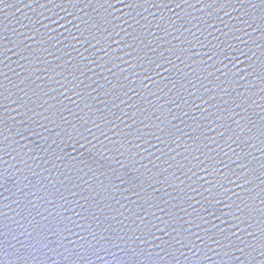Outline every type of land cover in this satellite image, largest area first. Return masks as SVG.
<instances>
[{
    "label": "water",
    "instance_id": "water-1",
    "mask_svg": "<svg viewBox=\"0 0 264 264\" xmlns=\"http://www.w3.org/2000/svg\"><path fill=\"white\" fill-rule=\"evenodd\" d=\"M262 252L264 0L0 2V264Z\"/></svg>",
    "mask_w": 264,
    "mask_h": 264
},
{
    "label": "snow or ice",
    "instance_id": "snow-or-ice-1",
    "mask_svg": "<svg viewBox=\"0 0 264 264\" xmlns=\"http://www.w3.org/2000/svg\"><path fill=\"white\" fill-rule=\"evenodd\" d=\"M0 2H2V0H0ZM246 182H248V181H246ZM237 212H242V210H241L240 208H237ZM235 219L239 220V219H240V216L237 215V216L235 217ZM233 235H235V234L233 233ZM248 235H249V236H252L253 234H252V233H248ZM261 254L264 255V252H262Z\"/></svg>",
    "mask_w": 264,
    "mask_h": 264
}]
</instances>
